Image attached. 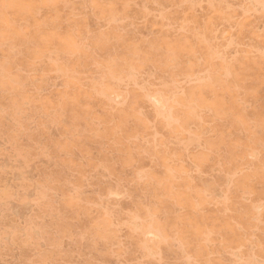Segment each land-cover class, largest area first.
<instances>
[{
    "label": "rangeland",
    "instance_id": "1",
    "mask_svg": "<svg viewBox=\"0 0 264 264\" xmlns=\"http://www.w3.org/2000/svg\"><path fill=\"white\" fill-rule=\"evenodd\" d=\"M261 260L264 0H0V264Z\"/></svg>",
    "mask_w": 264,
    "mask_h": 264
},
{
    "label": "snow or ice",
    "instance_id": "2",
    "mask_svg": "<svg viewBox=\"0 0 264 264\" xmlns=\"http://www.w3.org/2000/svg\"><path fill=\"white\" fill-rule=\"evenodd\" d=\"M235 264H252V262H248V261H240V262H235ZM260 264H264V260L260 261Z\"/></svg>",
    "mask_w": 264,
    "mask_h": 264
},
{
    "label": "bare ground",
    "instance_id": "3",
    "mask_svg": "<svg viewBox=\"0 0 264 264\" xmlns=\"http://www.w3.org/2000/svg\"><path fill=\"white\" fill-rule=\"evenodd\" d=\"M160 95V94H159ZM152 99V98H151ZM155 100V99H154ZM155 103V102H154ZM158 103V105H160V106H163V102L162 101H159V102H157ZM162 109V108H161ZM168 119V118H167ZM151 231V230H150ZM149 236H150V234H148ZM152 235V234H151ZM156 235H157V233H156ZM153 236V235H152ZM151 236V237H152ZM154 237V236H153ZM156 239H157V237H156ZM158 240H160V239H158Z\"/></svg>",
    "mask_w": 264,
    "mask_h": 264
}]
</instances>
